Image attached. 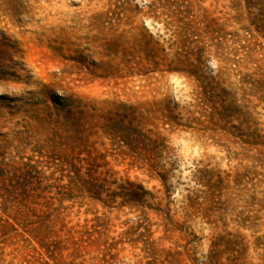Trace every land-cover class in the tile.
I'll return each instance as SVG.
<instances>
[{
  "label": "rangeland",
  "instance_id": "1",
  "mask_svg": "<svg viewBox=\"0 0 264 264\" xmlns=\"http://www.w3.org/2000/svg\"><path fill=\"white\" fill-rule=\"evenodd\" d=\"M0 264H264V0H0Z\"/></svg>",
  "mask_w": 264,
  "mask_h": 264
},
{
  "label": "trees",
  "instance_id": "2",
  "mask_svg": "<svg viewBox=\"0 0 264 264\" xmlns=\"http://www.w3.org/2000/svg\"><path fill=\"white\" fill-rule=\"evenodd\" d=\"M30 167L32 168L33 166L32 165H30ZM27 173H30V170H28V172ZM30 181L29 180H26V179H24V180H22V181H20V180H18L17 182H16V184H13L12 182L10 183V185L12 186V187H14V189H17L18 187H20V189L23 191V193H28V185H30ZM39 183V182H38ZM90 184L92 185V186H94V187H97L98 186V188H85V187H83V188H78L80 191H88L89 193H90V197H92V198H99V194H100V189H99V187H101V185H99V184H97L95 181H90ZM39 186H36L37 188L38 187H40V184H38ZM94 189V190H93ZM6 190H8L9 192H10V189L8 188V187H6ZM60 193V192H59ZM93 193V194H92ZM27 195V194H26Z\"/></svg>",
  "mask_w": 264,
  "mask_h": 264
}]
</instances>
